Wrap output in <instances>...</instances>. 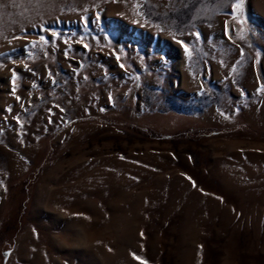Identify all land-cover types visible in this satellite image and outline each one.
I'll list each match as a JSON object with an SVG mask.
<instances>
[{"label": "rangeland", "instance_id": "374dc122", "mask_svg": "<svg viewBox=\"0 0 264 264\" xmlns=\"http://www.w3.org/2000/svg\"><path fill=\"white\" fill-rule=\"evenodd\" d=\"M0 264H264V0H0Z\"/></svg>", "mask_w": 264, "mask_h": 264}, {"label": "snow or ice", "instance_id": "6c2138e0", "mask_svg": "<svg viewBox=\"0 0 264 264\" xmlns=\"http://www.w3.org/2000/svg\"><path fill=\"white\" fill-rule=\"evenodd\" d=\"M236 7H239V4H237Z\"/></svg>", "mask_w": 264, "mask_h": 264}]
</instances>
